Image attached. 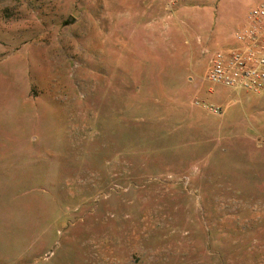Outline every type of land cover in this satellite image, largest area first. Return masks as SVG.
<instances>
[{
	"label": "rangeland",
	"instance_id": "rangeland-1",
	"mask_svg": "<svg viewBox=\"0 0 264 264\" xmlns=\"http://www.w3.org/2000/svg\"><path fill=\"white\" fill-rule=\"evenodd\" d=\"M263 2L0 0V264H264Z\"/></svg>",
	"mask_w": 264,
	"mask_h": 264
},
{
	"label": "built area",
	"instance_id": "built-area-1",
	"mask_svg": "<svg viewBox=\"0 0 264 264\" xmlns=\"http://www.w3.org/2000/svg\"><path fill=\"white\" fill-rule=\"evenodd\" d=\"M189 0H166L170 9ZM248 23L234 33L236 46L217 50L207 72L210 82L234 90L259 91L264 88V2L248 12Z\"/></svg>",
	"mask_w": 264,
	"mask_h": 264
},
{
	"label": "crops",
	"instance_id": "crops-1",
	"mask_svg": "<svg viewBox=\"0 0 264 264\" xmlns=\"http://www.w3.org/2000/svg\"><path fill=\"white\" fill-rule=\"evenodd\" d=\"M164 1H166V0H164ZM164 6H165V5H164ZM165 8H166V6H165ZM186 8H187V7H186ZM251 8H252V7H251ZM251 8H250V9H251ZM166 9H167V8H166ZM250 9H249V10H250ZM249 10L247 11L246 15L243 16L244 18L242 17V21L239 20V22H241V23H240V24H241V27H242L243 25H245V24L248 23V20H249V19H248V12H249ZM238 29H239V28H238ZM236 31H237V30H236ZM236 31H235V32H236ZM235 32H234V33H235ZM233 36H234V34H233ZM236 44H237V43H235L234 46H236ZM227 88H228V87H227ZM229 89H231V88H229ZM232 90H234V89H232ZM235 91H239V90H235ZM240 91H242V90H240Z\"/></svg>",
	"mask_w": 264,
	"mask_h": 264
}]
</instances>
